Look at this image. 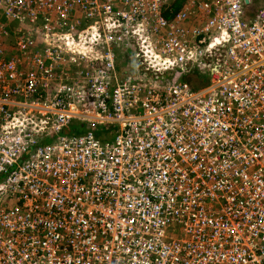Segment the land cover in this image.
I'll use <instances>...</instances> for the list:
<instances>
[{
    "label": "built area",
    "instance_id": "built-area-1",
    "mask_svg": "<svg viewBox=\"0 0 264 264\" xmlns=\"http://www.w3.org/2000/svg\"><path fill=\"white\" fill-rule=\"evenodd\" d=\"M175 1L0 0V264H264V3Z\"/></svg>",
    "mask_w": 264,
    "mask_h": 264
},
{
    "label": "trees",
    "instance_id": "trees-1",
    "mask_svg": "<svg viewBox=\"0 0 264 264\" xmlns=\"http://www.w3.org/2000/svg\"><path fill=\"white\" fill-rule=\"evenodd\" d=\"M184 2H185V0H176L175 2H171V3L169 2L165 6V9H164V12H163L164 17H166V19H171L173 17V15L180 9L181 5ZM263 3H264V0H251L250 4L245 7V15L247 16V18H251L252 15L254 14V12L256 11V9H258L259 6H261ZM127 56H128V58L131 56V58L126 59L124 62H123V60H121L119 58V61L117 63V68H116L117 75H116V77L120 80H121V78H125L128 75L127 74L128 73L127 72L128 67L133 68L132 63H134V65L136 66L135 60L133 59L131 53H129ZM187 80L194 89L203 87L206 84V78L197 74V73L188 76ZM76 124H77V122H72L68 126L69 127L68 133H70L69 135L78 136V135H81L85 132L84 128H81L80 125H76ZM105 131L106 130L98 129L93 133L97 136V138L99 140L100 139L105 140L104 137L102 136V132L105 133Z\"/></svg>",
    "mask_w": 264,
    "mask_h": 264
},
{
    "label": "rangeland",
    "instance_id": "rangeland-1",
    "mask_svg": "<svg viewBox=\"0 0 264 264\" xmlns=\"http://www.w3.org/2000/svg\"><path fill=\"white\" fill-rule=\"evenodd\" d=\"M132 66H133V68H130V67L127 68V72L128 73L135 72V67H134L135 65H134V63H132ZM146 81H148V79H146Z\"/></svg>",
    "mask_w": 264,
    "mask_h": 264
}]
</instances>
